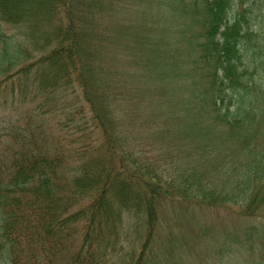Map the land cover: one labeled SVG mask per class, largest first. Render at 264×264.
Returning a JSON list of instances; mask_svg holds the SVG:
<instances>
[{"label": "trees", "instance_id": "trees-1", "mask_svg": "<svg viewBox=\"0 0 264 264\" xmlns=\"http://www.w3.org/2000/svg\"><path fill=\"white\" fill-rule=\"evenodd\" d=\"M249 1L0 0V90L11 83L27 99L36 87L43 119L58 93L76 98L57 132L41 121L4 135L0 264H178V243L196 236L183 229L193 208L238 212L243 225L221 240L240 253L224 260L264 264V0ZM123 5L162 34L132 36L135 63L165 90L146 117L140 95L123 100L140 135L123 130L109 61ZM165 104L173 115L157 112ZM153 136L185 137L191 169L165 178L131 144Z\"/></svg>", "mask_w": 264, "mask_h": 264}, {"label": "rangeland", "instance_id": "rangeland-1", "mask_svg": "<svg viewBox=\"0 0 264 264\" xmlns=\"http://www.w3.org/2000/svg\"><path fill=\"white\" fill-rule=\"evenodd\" d=\"M251 2L252 1L250 0L249 3ZM120 4L122 5V1ZM139 11L140 15H138ZM142 11L144 12L145 10H128L124 5L118 7L116 18L114 22L110 24L113 26L114 36L112 41L108 42L109 49L110 44L112 47L111 58L109 61H111L112 66L118 70L116 80L119 87L118 91H120L121 95L117 98L118 100L116 101V104L121 109L119 116H123L121 125L125 132L130 134V131H134L138 135L141 134V127L135 126L133 118L136 116L138 118L137 122L142 120L138 117L134 108H132L133 113L130 112L129 109L126 112L127 106L123 100L126 99V97L133 95L132 98L134 101L139 102L140 99L138 98V95H140L146 117V111L150 113L151 110L153 111L157 108L156 96L159 95V98L165 91L163 86L160 88V85L153 82L154 79L150 77L149 72L138 67L135 63L136 59L131 56L133 53L132 47L137 45V41L132 36L137 33L150 36L151 31L154 35L161 34L160 28L155 22V18H150L147 22L143 17ZM158 11L159 10H157V12ZM7 30L9 33L13 34V31L10 28H7ZM141 73L146 76L144 82H141ZM138 75L139 79L137 78ZM3 87L4 88L0 90V150L3 149L4 142L8 140L4 135L16 128L21 127V129H23L27 128L28 125H32V123L35 125L37 122L44 121L45 127L47 126L51 134L55 130L57 132V125L65 119L62 114L63 111L60 110L63 102L72 103L76 101L75 95L67 96L68 93H65L64 95L63 93H58V96L60 97L57 96V104H54L53 101L47 104V108L45 109L47 113L43 119L36 116V112H33L36 106L42 104L41 98L38 97L37 103H33L34 105L30 102L33 99L34 94H37L38 96L40 95L37 92L38 90L36 87H31L26 90L27 94H29L27 99L22 96L25 91L23 90L21 92V89H19L17 85L14 92H11L10 90L11 83H8ZM166 90L170 91L168 87ZM174 111L175 109L172 108V106L165 104L160 105L157 112L173 115ZM140 114H143V110ZM153 118L154 117H147V119H143V122H146V128L153 130L157 127L158 124L154 122ZM168 126L171 125L168 124ZM58 136L62 138L64 134L60 131L58 132ZM153 137L154 139L148 138V140H144L143 142H132L131 144L140 145L145 152V158H148L147 162L161 166V169L164 170L165 178H168L183 169H191V165L194 163L195 153L193 152L192 145L190 142H187L185 137H183V139L182 136L177 137V140L173 141L167 140L169 138L167 136ZM155 138H160V140ZM129 142H131V140H129ZM175 148L177 149L175 150ZM193 209L197 211V223H194L190 219V223L186 222V225L181 223L180 226L185 225L183 229H187L188 231L192 229L191 227L193 226V229H195L194 231H196V236L190 235L178 243V247H180L179 253L183 255L185 261H179V258H176V262L178 264H227L224 260L227 253L230 252V254L237 255L240 253V250L231 245L230 241L228 246L224 248L221 237L223 233L227 231L231 233L237 231L239 226L243 225L244 219L239 216L238 212L233 213L227 208ZM178 224L179 222L177 221V225ZM206 228H210L212 233H206ZM202 230L205 233H202L199 238V234ZM257 252L258 250H256V254ZM234 257L238 258L237 256Z\"/></svg>", "mask_w": 264, "mask_h": 264}]
</instances>
